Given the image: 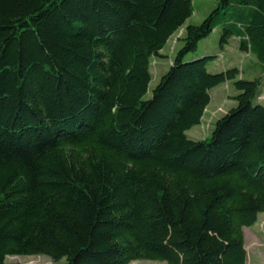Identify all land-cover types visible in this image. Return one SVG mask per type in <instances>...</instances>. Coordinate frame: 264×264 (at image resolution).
Masks as SVG:
<instances>
[{
  "label": "trees",
  "instance_id": "1",
  "mask_svg": "<svg viewBox=\"0 0 264 264\" xmlns=\"http://www.w3.org/2000/svg\"><path fill=\"white\" fill-rule=\"evenodd\" d=\"M213 2L189 23L193 0H0V264H246L243 228L264 213V0ZM213 33L220 51L189 57ZM233 41L254 69L210 72ZM224 84L234 105L189 137Z\"/></svg>",
  "mask_w": 264,
  "mask_h": 264
},
{
  "label": "rangeland",
  "instance_id": "2",
  "mask_svg": "<svg viewBox=\"0 0 264 264\" xmlns=\"http://www.w3.org/2000/svg\"><path fill=\"white\" fill-rule=\"evenodd\" d=\"M195 4V12L189 18V23H199L206 16L213 5V0H193ZM183 29H180L168 42L166 48L163 50V54L167 57L164 63L159 64L155 67L152 72V80L149 85V92L145 96L148 98L150 96V91L162 76V73L168 68L169 58L173 55L176 48L179 47L180 42H178L179 36H181ZM218 37L216 33L210 34L207 38L199 41L197 51L190 56L200 55L204 49L207 47L211 52H218L220 48L218 47ZM218 58L217 57L210 63L208 70L210 72L219 71L221 67H238L239 69H245L247 72H251L255 66V59L248 53L240 52L236 47L234 41L231 46L226 47L224 52H222ZM214 66L212 67V63ZM216 62V63H215ZM161 69V70H159ZM159 70V71H158ZM257 71V70H256ZM258 74V73H257ZM245 78H251L244 75ZM212 99L206 110V114L203 118L201 125L193 127L187 132L189 137L193 139H203L212 128V124L218 117L222 116L227 110L234 105V101L230 98L233 94L228 85H220L212 91ZM261 93L264 95V85L261 87ZM264 99V96H262ZM264 103V102H262ZM244 247L247 253L246 264H264V213H260L257 217V222L251 227H244ZM6 262L9 264H66L64 259L53 263L44 255L35 256H14L7 257ZM129 264H166L160 261H133Z\"/></svg>",
  "mask_w": 264,
  "mask_h": 264
}]
</instances>
